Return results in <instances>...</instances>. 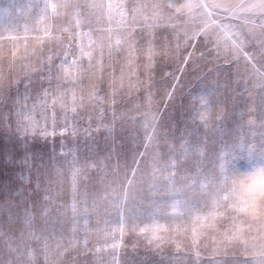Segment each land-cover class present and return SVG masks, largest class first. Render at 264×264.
Masks as SVG:
<instances>
[{"label": "rangeland", "instance_id": "obj_1", "mask_svg": "<svg viewBox=\"0 0 264 264\" xmlns=\"http://www.w3.org/2000/svg\"><path fill=\"white\" fill-rule=\"evenodd\" d=\"M33 2L0 0L6 29L0 39V259L9 244L28 241L30 255L22 264H264V203L252 198L237 205L223 191L233 174L264 164V148L230 149L223 174L218 167L213 174L211 165L222 152L216 149L221 137L233 144L238 134L264 123V85L252 71V64L264 63V0H188L204 6L181 13L167 0H125L126 25H118L119 17L106 7L119 0H69L77 7L61 16L49 9L47 19ZM140 3L160 5L155 20L131 10ZM195 32L201 34L186 40V33ZM203 32L224 47L209 54L213 45ZM81 40L91 58L82 57ZM65 52L79 64L59 90L70 89L64 97L69 105L75 93L76 113L59 104L48 108L54 135L18 131L17 113L25 105L35 108L37 119L45 110L47 58L59 65ZM202 98L209 101L206 112ZM145 114L154 117L147 132ZM198 131L202 148L189 146L185 153L183 137L190 143ZM69 150L87 164L75 194L71 173L61 166ZM195 150L203 152L194 155L196 161L190 155ZM54 155L61 163L49 166ZM165 166L170 171L162 175L175 177L177 199L190 201L189 208H172L162 185L138 184L132 199L123 198L119 181L125 172L129 178L131 169L151 176ZM113 201L120 202L119 210ZM133 211L179 218L160 219L163 229L153 239L138 221L113 223ZM31 234L49 236V247Z\"/></svg>", "mask_w": 264, "mask_h": 264}, {"label": "snow or ice", "instance_id": "obj_2", "mask_svg": "<svg viewBox=\"0 0 264 264\" xmlns=\"http://www.w3.org/2000/svg\"><path fill=\"white\" fill-rule=\"evenodd\" d=\"M42 5V7H41ZM167 6L169 8H172L176 13H181L185 9L193 8V7H203L202 4H192L189 3L188 0H167ZM34 9H39V14L44 19L48 18L49 15V9H51V14L53 16H61L64 14L66 10H69L70 8L77 7V5H73L69 0H34V2L31 5ZM106 7L114 11L116 15L119 17V19L116 21L118 25H126L129 24V20L126 19L127 13L129 11V5L125 3V0H119V2L115 3H107ZM160 5L157 4H149V3H140L132 6V11H141L144 16L147 18H151L155 20L157 17V13L159 10ZM259 7L264 8V4H261ZM76 26H80V21H76ZM3 31H6L4 28L3 22H0V39H3ZM45 33H47L48 29H44ZM201 32H195L192 33V35L189 37L188 34H185V38L194 40L197 36H199ZM84 36H87L89 38V43L87 47H92V41L89 33H84ZM203 35L206 39V41L213 45L212 48L209 49V54H212L213 51L219 52L224 45L221 43V40L219 38L213 40L211 36L207 32H203ZM8 39H14L13 37H8ZM120 41H117V44H119ZM84 44L83 40H81V53L82 57H88L91 58L92 53L91 51H84ZM262 47H264V44H262ZM27 51V49H25ZM149 54L151 55V48H149ZM258 55H260L259 51L257 52ZM191 55V53H189ZM13 56L15 57V53H13ZM251 59L255 60L256 56H252ZM261 61H264V55H260ZM48 77L49 80V88L44 90L43 93V105L45 110L43 112L39 113V119L36 118L34 115L35 108H28L27 105H25L18 113L19 120L17 122V129L18 131H22L23 133L27 134L29 130L33 133H37L40 136L47 137L49 135H54L55 132H49L47 124H48V114L47 109L48 108H55L57 104L60 105V107L63 109L65 113H67L69 110L72 113H76L77 107L80 105L77 102V97L75 93L72 94V102L71 105L65 103L64 97L68 94L69 90L61 92L60 89V81L62 78H68L72 79V71L77 69V66L79 64V59H69L68 53H64V58L60 61L59 65H56L52 61V57H48ZM41 63H43V57H41ZM185 63H187V59H185ZM257 63L260 64L259 67H257V64H252V71L255 77L257 78V82L261 85H264V63H260L258 61ZM55 72V75H52V73ZM56 82V87L52 86V82ZM29 83H31V78H29ZM248 89H245L247 91ZM25 91L28 92L29 89L26 86ZM207 95V94H204ZM264 99V97H262ZM50 101V103H49ZM200 107L204 109L206 112L209 108V101L202 98V101L200 103ZM196 115H198L201 119H204V113L199 111L197 109ZM152 119H149L148 114H145V120L147 121L146 124V132H147V126L152 124ZM41 121H43V125L41 126ZM53 127H55V120H53ZM68 130V125L65 124L64 131ZM63 132H61V135ZM241 138L237 139L235 141L233 146L240 145V146H249L250 148H255L257 146L264 148V123L261 124L259 129H256L254 126H250L247 132L243 134H238ZM147 138L151 140L153 137L152 135H147ZM147 147V146H146ZM227 149L228 145H225V150L221 153L217 154L215 158L211 161L212 165V172L215 174L217 167L219 168V171L221 174L225 171V162H226V155H227ZM140 155H144V153H140ZM69 156L71 159H69ZM63 164L61 166L66 168L67 172L71 173V183H72V191L75 194L76 193V185L79 176L81 175L84 168L87 167L86 163H83L77 158L75 155L74 150H69L68 153H65L63 158ZM61 158L57 156H53L51 160L49 161V166H52L53 164H60ZM58 175H63V173H59ZM170 171V166H165L162 169H159V171H154L151 176H145V175H138L137 169H131V177L129 178L128 173L125 172L123 180L119 181L122 185L121 192L123 193L124 199H132L135 192L137 191L138 184H146L149 185L152 188H156L157 185H162L167 190L168 196L172 199L173 203L171 204V207L174 209H186L190 207L191 202L190 201H183L178 200V195L180 193V189H177L174 185L177 183L175 177L173 176H167L164 177L162 174L163 172ZM126 184V187L124 185ZM169 184H172V187H168ZM223 191L226 193L225 199L233 202L234 204H240L241 202L249 199L251 197V194L247 191L244 184H238L236 183L232 178L230 182L226 179L225 184L223 187ZM114 206L119 210L121 207V204L119 201H113ZM168 207L167 204H165L164 208L166 209ZM73 208L75 209V203L73 204ZM178 219L179 216L176 215L174 217H169L166 214L161 215L156 212H153L151 214H145V215H139L136 214L134 211L131 215L125 214L123 216H117V218L113 221V223L116 224H124L128 221H138L139 225H143L141 228V232L147 231L152 234V238H156V233L161 231L163 229V225H160L158 221L160 219ZM138 225V226H139ZM34 236V234H31ZM38 241L44 244L45 249L49 247V239L50 237L47 235H41L39 237H35ZM3 238L0 237V240ZM151 242V241H150ZM29 247V242L25 241L23 246L16 245L15 248L11 246V244L8 245V249L4 254V259H0V264H22V261L24 260V257L26 255H30L29 252H27V249Z\"/></svg>", "mask_w": 264, "mask_h": 264}, {"label": "clouds", "instance_id": "obj_3", "mask_svg": "<svg viewBox=\"0 0 264 264\" xmlns=\"http://www.w3.org/2000/svg\"><path fill=\"white\" fill-rule=\"evenodd\" d=\"M232 179L238 184H244L257 204L264 203V164L258 165L249 171L233 174ZM249 199L245 200L247 202Z\"/></svg>", "mask_w": 264, "mask_h": 264}, {"label": "trees", "instance_id": "obj_4", "mask_svg": "<svg viewBox=\"0 0 264 264\" xmlns=\"http://www.w3.org/2000/svg\"><path fill=\"white\" fill-rule=\"evenodd\" d=\"M190 72V74H191V70L189 71ZM171 74H172V71H171V73H170V76H171ZM194 120V121H193ZM196 119H192V121L194 122V123H196L197 121H198V119L195 121ZM232 125H230V126H228L225 130H226V132L227 133H229V128L231 127ZM182 142H183V146H184V152L185 151H187V148L189 147V146H193L194 145V147L195 146H197V147H200L201 146V148H202V146H203V137H202V135L200 134V132L198 131L197 132V135H196V138H193V140L189 143V139H186V136H184L183 137V139H182ZM170 144L171 145H173L174 144V140H173V137H172V139H171V141H170ZM225 145H228V149H227V155H228V153H230V152H232V151H230V149L231 150H233V149H242L243 150V147L244 146H240V145H236V146H233L234 145V143L232 144H228V142H227V140H226V136L225 137H221L220 139H219V141H218V143H217V147H216V149H218L217 151H224L225 150ZM233 148V149H232ZM185 153H187V152H185ZM231 154H233V153H231ZM191 156H192V158L196 161V159H195V156L194 155H203V152H201L200 150H195V151H192V153L190 154ZM203 156H201V158H202ZM170 158L172 159L171 160V162L173 161V162H175V160H173L174 158H172V156H170ZM191 158V159H192ZM191 251H186V250H181L178 254H184V255H186V254H188V253H190ZM191 254V253H190ZM200 254H203V253H200L199 252V255ZM199 255H197V256H199ZM191 256V255H190Z\"/></svg>", "mask_w": 264, "mask_h": 264}]
</instances>
